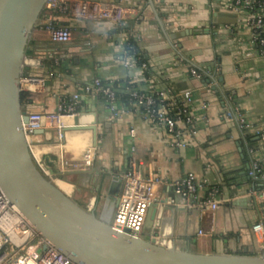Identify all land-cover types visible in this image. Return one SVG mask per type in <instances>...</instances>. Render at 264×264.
<instances>
[{
	"label": "crops",
	"instance_id": "crops-1",
	"mask_svg": "<svg viewBox=\"0 0 264 264\" xmlns=\"http://www.w3.org/2000/svg\"><path fill=\"white\" fill-rule=\"evenodd\" d=\"M97 1L122 6L124 20L70 22L65 15L44 9L30 35L24 76L44 78L45 86L29 90L32 101L23 109L54 113L61 102L97 78L114 82L121 94L129 85L146 94L191 91L196 135L188 147L175 148L166 130L146 121L134 102L119 97L120 117L114 118L105 100L83 95L76 117L83 124L96 122V140L92 131L72 129L76 117L64 116L62 141L48 122L29 137L33 159L43 162L53 157L58 164L63 152L77 162L95 148L94 164L87 170L70 171L64 178L48 170L55 182L70 186L67 194L79 205L110 221L121 181L135 155L145 176L160 179L157 197L168 207L166 211L159 207L156 235L145 228L142 238L171 240V246L194 254L264 257L252 233L264 213V180L248 174L253 161L264 160V141L226 117L227 111H237L256 127H264V59L243 25L214 22V10L227 13L224 4L230 0ZM51 22L70 26L72 40L53 43L46 30ZM177 33L187 34L172 40ZM131 35L145 54L148 74L139 66H124ZM191 69L200 77L193 76ZM189 173L219 188L216 210L202 204L207 188L190 200L174 193L173 183Z\"/></svg>",
	"mask_w": 264,
	"mask_h": 264
},
{
	"label": "built area",
	"instance_id": "built-area-1",
	"mask_svg": "<svg viewBox=\"0 0 264 264\" xmlns=\"http://www.w3.org/2000/svg\"><path fill=\"white\" fill-rule=\"evenodd\" d=\"M45 9L52 13L65 15L70 22L111 21L121 23L126 14L125 9L119 4L97 0H48ZM224 9L225 12L235 14L237 24L243 25L250 31L253 42L258 46V53L264 59V0H230L224 4ZM46 30L53 43L65 44L73 38L70 26H56L51 22L47 25ZM124 66L126 68L138 66L136 58L126 54ZM140 68L145 71L148 65L143 63ZM191 74L200 77V73L196 69H191ZM44 86L45 80L41 77L23 76L21 79L23 90L36 92ZM83 95L105 100L113 117H120L115 83L97 78L92 83L85 85L81 93L77 92L69 101L61 102L56 112L50 114L29 113V122L23 124L28 143L29 137L35 131L41 130L47 122L54 124L58 138L62 141L65 138L62 119L64 116H78L79 103ZM132 98L146 121L166 130L173 147L178 149L188 147L191 136L196 135L194 116L190 111V106L194 101L191 91H184L181 94H171L166 91L146 94L132 91ZM205 108L206 105L203 106V109ZM176 109L178 112L175 111ZM226 117L235 120L242 131L251 132L264 141V127H256L237 111H227ZM130 134L135 137V130L131 129ZM95 157L96 150L93 147L89 148L82 159L77 162L66 158L62 152L58 160L56 174L64 176L70 171L87 170L93 166ZM35 162L44 174L51 176L41 161L35 159ZM248 174L254 180H264V160L263 162L253 161ZM160 182V179L152 174L144 175L142 164L134 155L130 159L128 170L122 179V189L110 219L112 228L120 233L142 238L150 207L154 203H158L160 206L166 204V201H159L157 197V186ZM172 187L177 196L186 200L195 198L201 189L207 188V196L202 204L212 210L218 208L219 188L209 185L205 180L198 179L193 173L174 182ZM252 233L260 249L264 251V213H262L260 221L252 226ZM0 264H75L58 251L54 244L46 239L15 205L11 204L1 188Z\"/></svg>",
	"mask_w": 264,
	"mask_h": 264
},
{
	"label": "water",
	"instance_id": "water-1",
	"mask_svg": "<svg viewBox=\"0 0 264 264\" xmlns=\"http://www.w3.org/2000/svg\"><path fill=\"white\" fill-rule=\"evenodd\" d=\"M47 1L0 0V188L11 204L75 264H264V257L194 254L157 244L152 237L120 233L110 221L79 205L40 170L23 130L29 113L21 103V79L30 35ZM214 22L236 24L237 16L216 8ZM186 34H172L171 39ZM95 125L96 122L83 124L76 117L72 129L92 131L96 140ZM121 189L122 181L118 198ZM159 207L154 203L147 215L145 228L151 236L156 235ZM162 209L166 211L168 207Z\"/></svg>",
	"mask_w": 264,
	"mask_h": 264
},
{
	"label": "trees",
	"instance_id": "trees-1",
	"mask_svg": "<svg viewBox=\"0 0 264 264\" xmlns=\"http://www.w3.org/2000/svg\"><path fill=\"white\" fill-rule=\"evenodd\" d=\"M126 50L128 51L129 55L134 56L136 58L137 64L139 67H141L143 63H146L148 65V61L145 57V54L141 51L135 35L130 36L129 41L126 44ZM145 73L146 74L149 73V65H148V68L145 70ZM115 88H116V84H115ZM132 91H137V92L142 93L141 91L138 90L137 87H135V85H129L128 88L125 90L124 94H121L118 92V90H116L117 97L118 98L122 97L123 100L126 101L127 103L133 102ZM31 101H32V94L29 92V90H24L21 95L22 106L30 103ZM175 111L178 112V109H176ZM42 163L47 169L54 170V172L57 173V159L56 158L48 157L44 159ZM61 177L64 178V176H61ZM59 181L57 182L58 187L67 194L69 192V189H65L62 186H60L58 184Z\"/></svg>",
	"mask_w": 264,
	"mask_h": 264
},
{
	"label": "bare ground",
	"instance_id": "bare-ground-1",
	"mask_svg": "<svg viewBox=\"0 0 264 264\" xmlns=\"http://www.w3.org/2000/svg\"><path fill=\"white\" fill-rule=\"evenodd\" d=\"M59 181V180H58ZM58 181H56L55 182V184L57 185V182ZM58 186V185H57ZM161 212H163V210H160ZM153 241L155 242V243H157V244H160V245H163V246H166V247H171V240H165V241H157V240H155V239H153Z\"/></svg>",
	"mask_w": 264,
	"mask_h": 264
},
{
	"label": "rangeland",
	"instance_id": "rangeland-1",
	"mask_svg": "<svg viewBox=\"0 0 264 264\" xmlns=\"http://www.w3.org/2000/svg\"><path fill=\"white\" fill-rule=\"evenodd\" d=\"M60 186H62L63 188H65V189H69V185L66 183V182H64V181H59V183H58Z\"/></svg>",
	"mask_w": 264,
	"mask_h": 264
}]
</instances>
